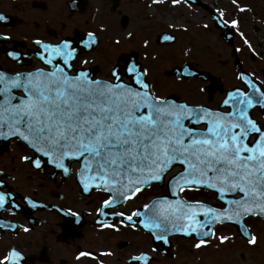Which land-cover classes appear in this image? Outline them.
Segmentation results:
<instances>
[{
	"label": "snow or ice",
	"instance_id": "6c2138e0",
	"mask_svg": "<svg viewBox=\"0 0 264 264\" xmlns=\"http://www.w3.org/2000/svg\"><path fill=\"white\" fill-rule=\"evenodd\" d=\"M162 2L152 0L153 4ZM170 2L190 7L192 0ZM70 3L75 5L76 0ZM231 4L239 13L250 10L239 0H231ZM210 11L217 28L236 30L255 56L251 42L239 30L240 20L226 18L223 9ZM6 19L0 13V22ZM59 23L63 29V21ZM202 28L210 30L207 23ZM100 31H106L103 24L76 35H57L55 41L34 38L37 50L33 55L38 66L15 72L0 68V139L24 145L31 155H18V160L38 173L50 167L53 181L58 172L61 183L73 177L81 194H106L94 209L95 223L101 229L143 230L153 247L129 253L125 264H152L156 259L152 253L160 244L171 246L173 235L195 238L192 247L196 249L208 246L210 238L218 241L217 246L236 239L217 236V224H235L244 247H257L259 237L245 223L249 217L264 219V125L252 115L253 109L264 113V88L254 72L239 71L235 79L243 87L225 89L213 107L172 94L159 95L149 80V69L136 59L124 57L123 63H110L106 77L92 74L86 66L88 60L80 55L100 44ZM126 35L131 40L134 33L128 31ZM8 38L0 34V39ZM160 38L171 43L176 39L170 34H161ZM112 43L119 46L121 41L117 38ZM143 44L147 46L148 40ZM183 54L188 55L189 50L185 48ZM26 55L15 50L6 52L14 63ZM197 77L199 73L188 62L176 73L180 82ZM214 86L215 81L192 85L201 93H210ZM73 161L77 165L74 170ZM27 178L32 179L30 173ZM15 179L0 169V211L20 208L7 184ZM38 183L43 187L42 181ZM153 184L166 185V193L149 197L130 211L126 207L109 211L126 206ZM201 188L212 191L222 206L185 198V193ZM22 199L33 209L43 206L29 195ZM51 207L67 218L65 230H74L81 210L72 204ZM0 229L30 231L8 221L0 222ZM239 255L244 258L243 251ZM82 257L96 258V254L77 250L76 259ZM23 260L24 253L14 246L0 256V264H22Z\"/></svg>",
	"mask_w": 264,
	"mask_h": 264
},
{
	"label": "flooded vegetation",
	"instance_id": "af4514ba",
	"mask_svg": "<svg viewBox=\"0 0 264 264\" xmlns=\"http://www.w3.org/2000/svg\"><path fill=\"white\" fill-rule=\"evenodd\" d=\"M239 2L240 5H247L250 10L237 12L231 0H192L190 7L183 3L173 6L170 0H163L160 4H153L152 0H76L75 5L70 0H0V13L7 17L6 21L0 22V34L9 37L0 39V67L5 71L15 72L38 66L39 61L33 55L37 50V46L32 43L34 38L55 41L57 35H76L95 30L98 25L103 24L106 31L97 33L100 44L92 52H82L80 55V58L88 60L86 66L94 76L108 75L107 64L111 47H115V51L119 48L120 63H123L124 57L129 60L136 59L149 69L153 77L156 75L152 73L153 70H162L167 75L173 70H180L188 62L193 70L207 72V79L203 80L199 75L192 84H170V91L156 92L159 95L172 94L177 99H187L192 103H204L213 107L225 89L233 85L243 87L235 79L239 71L254 72L264 88V0ZM210 9H223L227 14L226 18L240 20L239 30L251 42L255 56L243 44L236 30L229 32L228 29L217 28L211 19L213 13ZM60 21L64 23L63 29ZM205 23L209 24L210 30L202 28ZM128 31L134 33L131 40L126 35ZM161 34L173 35L176 38L175 43L164 42L160 38ZM207 37L218 40L217 51L222 55L218 60L221 66L219 73L210 72L211 66L203 60L204 50L209 47ZM117 38L121 41L119 47L112 43ZM145 39L148 40L147 46L143 44ZM185 48L189 50L188 55L183 54ZM11 50L27 55L21 62L14 63L6 56V52ZM169 74L176 80L175 74ZM201 81L203 84L215 81L210 93L197 92L192 87ZM155 86L160 84L156 83ZM209 95L211 99L208 98ZM252 115L264 125V113L253 109ZM18 155H31V152L18 141L0 139V169L16 177L15 180H8L7 184L8 189L15 194L16 203L20 205L19 209L12 212L0 211V222L16 223L29 227L30 231L24 233L20 229H0V256L7 248L14 246L24 253L22 264H100L101 261L103 264H125L129 253L140 248L148 250L153 247L143 230L134 232L129 227H123L121 231L114 232L101 229L95 223L94 209L106 194L96 191L90 196L81 194L77 191L73 177L69 176L61 183L60 174L57 172L56 180L53 181L50 175L53 169L46 166L43 172L38 173L29 165L20 162ZM76 166L73 161V170ZM175 170L174 168L173 171ZM28 173L32 179L27 178ZM38 181L43 182V187ZM209 192L211 191L200 189L194 191L196 194L184 195L185 198L202 199L215 206H222L214 199L215 194ZM165 193L166 185L153 184L126 206L109 211H120L125 207L130 211L134 206L146 202L149 197ZM25 195L38 200L43 206L31 208L22 199ZM89 200L91 203H88ZM53 204H62L65 207L72 204L81 210L80 221L74 223V230H65L63 225L67 218L57 213L51 207ZM245 223L259 237L261 255L255 253L256 247L251 249L249 255H244L243 259L240 255L219 253L222 249L220 245L217 246L218 241L214 238H210L212 241L208 246L196 249L192 247L195 238L173 235L171 246L160 244L158 251L152 253L156 256L152 264H264V219L249 217ZM215 231L217 236L238 235L242 238L237 226L231 223L217 224ZM210 247L213 248L211 251ZM77 250H91L96 258L82 257L78 260ZM101 252H111L112 255L99 256Z\"/></svg>",
	"mask_w": 264,
	"mask_h": 264
},
{
	"label": "rangeland",
	"instance_id": "374dc122",
	"mask_svg": "<svg viewBox=\"0 0 264 264\" xmlns=\"http://www.w3.org/2000/svg\"><path fill=\"white\" fill-rule=\"evenodd\" d=\"M206 39V38H205ZM207 43L209 44L208 49L204 50V54H203V60L206 64H209L211 66L210 68V72L213 73H219L221 71V66L218 62L219 58L222 57V55H220L219 51H217V46H218V40L217 39H212L211 37H207ZM119 47V46H118ZM115 47H111V55L109 56V61L107 64V67L110 63L120 60V53H119V48L117 51L114 50ZM222 54L224 55V52H222ZM150 72V71H149ZM155 77H153V75H149V80L151 82H155V84H160V86H157L154 90L155 91H159L162 90L164 92H168L170 91L169 86L170 84H179L181 86H184V84H192L195 81L191 80V81H184V82H180L175 80L174 78H172V75H170L169 73L167 75H165L164 71L162 70H153L152 72ZM197 82V81H196ZM185 194H196L194 192H187ZM209 194H212L211 192H209ZM212 241V240H210ZM229 243L232 245V248L229 247ZM228 244L225 245H220V249H222L221 251H219V253H223V254H233V255H237L239 256V252L243 251L244 255H249L251 252V249H248L246 247H244V241L241 237H239L238 235H236V239L232 242H229ZM213 248L210 247V251ZM261 249H262V245L259 241L258 246L256 247V254L261 255ZM241 264H245L244 262H241Z\"/></svg>",
	"mask_w": 264,
	"mask_h": 264
},
{
	"label": "water",
	"instance_id": "95a60500",
	"mask_svg": "<svg viewBox=\"0 0 264 264\" xmlns=\"http://www.w3.org/2000/svg\"><path fill=\"white\" fill-rule=\"evenodd\" d=\"M175 73H177V72H179V70H175L174 71ZM202 77H203V79H206L207 77H208V74L206 73V72H198Z\"/></svg>",
	"mask_w": 264,
	"mask_h": 264
}]
</instances>
